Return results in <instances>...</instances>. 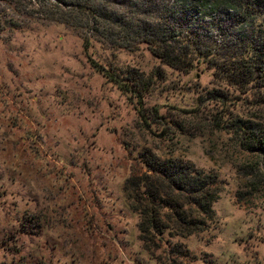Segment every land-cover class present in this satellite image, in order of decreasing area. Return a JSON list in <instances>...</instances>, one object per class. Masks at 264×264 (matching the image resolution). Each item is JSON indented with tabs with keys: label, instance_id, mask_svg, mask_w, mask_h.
Segmentation results:
<instances>
[{
	"label": "rangeland",
	"instance_id": "obj_1",
	"mask_svg": "<svg viewBox=\"0 0 264 264\" xmlns=\"http://www.w3.org/2000/svg\"><path fill=\"white\" fill-rule=\"evenodd\" d=\"M106 5L158 24L146 6ZM36 9L0 0V264H264L262 156L230 126L238 117L264 131V101L207 64L175 71L131 36ZM91 60L152 85L136 100ZM143 151L217 177L206 229L144 244L128 186L146 172Z\"/></svg>",
	"mask_w": 264,
	"mask_h": 264
},
{
	"label": "trees",
	"instance_id": "obj_2",
	"mask_svg": "<svg viewBox=\"0 0 264 264\" xmlns=\"http://www.w3.org/2000/svg\"><path fill=\"white\" fill-rule=\"evenodd\" d=\"M34 1L39 6L33 13L37 17L45 15L48 21L73 26L76 16H85L87 25H96L94 31L104 35L106 31L109 38L116 31L124 38L131 36L175 71L188 73L197 64H207L216 80L240 92H253L257 100L264 101V0H133L132 4L127 0L132 9L146 6L155 15L158 24L150 28L140 25L135 12L130 18V10L122 14L107 8L111 0ZM91 63L136 100L144 98L152 85L135 71L124 75L119 69ZM230 122L242 146L262 156L264 170L263 128L238 117ZM140 162L146 172L132 176L128 186L131 205L140 215L144 244L149 246L156 236L186 238L206 229L214 217L217 177L191 163L163 160L149 151L141 152ZM183 253L177 251L185 257Z\"/></svg>",
	"mask_w": 264,
	"mask_h": 264
}]
</instances>
